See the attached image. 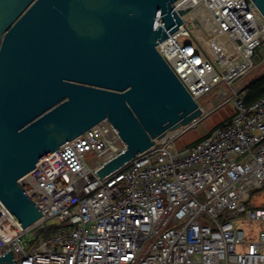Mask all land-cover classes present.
<instances>
[{"label":"built area","instance_id":"built-area-1","mask_svg":"<svg viewBox=\"0 0 264 264\" xmlns=\"http://www.w3.org/2000/svg\"><path fill=\"white\" fill-rule=\"evenodd\" d=\"M172 8L183 22L156 48L197 102L251 71L264 45L253 0ZM240 91L234 112L205 136L177 148L192 124L182 126L104 177L97 171L126 150L108 119L43 158L20 179L42 217L23 228L0 200V256L12 250V264H264V229L243 225L264 222V94L245 104Z\"/></svg>","mask_w":264,"mask_h":264},{"label":"water","instance_id":"water-1","mask_svg":"<svg viewBox=\"0 0 264 264\" xmlns=\"http://www.w3.org/2000/svg\"><path fill=\"white\" fill-rule=\"evenodd\" d=\"M175 1L0 0V200L21 227L43 213L20 179L91 127L126 143L104 177L203 115L156 48L183 22Z\"/></svg>","mask_w":264,"mask_h":264},{"label":"rangeland","instance_id":"rangeland-1","mask_svg":"<svg viewBox=\"0 0 264 264\" xmlns=\"http://www.w3.org/2000/svg\"><path fill=\"white\" fill-rule=\"evenodd\" d=\"M182 41L185 42L187 39L183 38ZM254 60V67L243 77L242 82H236L232 86L221 84L210 93L199 98L198 103L203 107L204 113L196 122L192 123L189 130L184 131L175 139V146L177 148H183L200 139V136L205 135L215 125L219 124L234 112L236 100V96L234 95L235 91L242 90L248 81L264 73V45L257 50ZM239 96L240 93H238ZM243 225L246 229H251L255 233L264 229V222L247 221ZM247 239L249 240L248 237Z\"/></svg>","mask_w":264,"mask_h":264},{"label":"trees","instance_id":"trees-1","mask_svg":"<svg viewBox=\"0 0 264 264\" xmlns=\"http://www.w3.org/2000/svg\"><path fill=\"white\" fill-rule=\"evenodd\" d=\"M264 94V73L248 82L240 91V97L243 98L245 104H249L257 100ZM52 228L48 229L44 235L51 233Z\"/></svg>","mask_w":264,"mask_h":264},{"label":"crops","instance_id":"crops-1","mask_svg":"<svg viewBox=\"0 0 264 264\" xmlns=\"http://www.w3.org/2000/svg\"><path fill=\"white\" fill-rule=\"evenodd\" d=\"M254 78H256V77H254ZM254 78H253V79H254ZM242 79H243V78H242ZM242 79L237 80V83L242 82V81H243ZM253 79H251L250 81H252ZM250 81H248V82H250ZM248 82H247V83H248ZM247 83H246V84H247ZM215 126H216V125H215ZM208 132H209V131H208ZM208 132H207V133H208ZM207 133H206V134H207ZM206 134H205V135H206ZM205 135H203V136H205ZM203 136H200L199 138H201V137H203ZM194 142H195V141H194Z\"/></svg>","mask_w":264,"mask_h":264}]
</instances>
